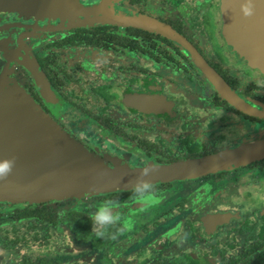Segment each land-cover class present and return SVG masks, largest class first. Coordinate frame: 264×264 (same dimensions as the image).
I'll use <instances>...</instances> for the list:
<instances>
[{"label":"flooded vegetation","instance_id":"flooded-vegetation-1","mask_svg":"<svg viewBox=\"0 0 264 264\" xmlns=\"http://www.w3.org/2000/svg\"><path fill=\"white\" fill-rule=\"evenodd\" d=\"M243 2L27 0L0 15V77L100 163L49 167L125 182L0 202V264H264V0L249 17ZM146 165L159 203L142 210ZM108 200L122 222L98 237Z\"/></svg>","mask_w":264,"mask_h":264},{"label":"water","instance_id":"water-1","mask_svg":"<svg viewBox=\"0 0 264 264\" xmlns=\"http://www.w3.org/2000/svg\"><path fill=\"white\" fill-rule=\"evenodd\" d=\"M20 3L26 5L27 0H0V15L17 10ZM237 30L244 37L242 29ZM5 160L14 161V166L7 179L0 180V202H34L125 183L108 168L49 167L100 163L63 133L21 87L0 77V162Z\"/></svg>","mask_w":264,"mask_h":264},{"label":"clouds","instance_id":"clouds-1","mask_svg":"<svg viewBox=\"0 0 264 264\" xmlns=\"http://www.w3.org/2000/svg\"><path fill=\"white\" fill-rule=\"evenodd\" d=\"M240 11L243 17L251 16L253 14L251 0H244L240 5ZM13 166L14 161L12 160L0 162V180L7 179L12 172ZM155 170L154 165H146L139 170L136 180L132 184L134 199L143 206L142 210H146V208L159 203L153 183L144 179L150 176ZM120 207V203L115 200L105 201L98 206L92 215L93 231L98 237H104L108 234L110 228L121 224L122 216L118 211ZM131 228L132 223L128 221L124 222L118 230L123 232Z\"/></svg>","mask_w":264,"mask_h":264}]
</instances>
